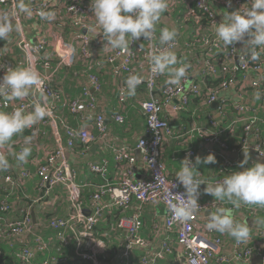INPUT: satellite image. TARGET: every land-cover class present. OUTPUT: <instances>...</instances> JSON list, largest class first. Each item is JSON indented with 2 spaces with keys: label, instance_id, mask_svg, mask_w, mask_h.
<instances>
[{
  "label": "built area",
  "instance_id": "1",
  "mask_svg": "<svg viewBox=\"0 0 264 264\" xmlns=\"http://www.w3.org/2000/svg\"><path fill=\"white\" fill-rule=\"evenodd\" d=\"M20 3L28 6L31 15L19 10ZM250 3L251 0H231V6H229L228 0H167L168 7L163 13L164 16L173 21V15L177 10L182 12L181 22L187 30H193L194 36L188 38L185 43L177 40L171 46L177 60H181L189 67L180 85L174 86L167 83L162 91V98H158L155 96V92L165 78V74L152 73L149 61L153 52L161 50L158 43L159 30L164 27L170 28L168 25L159 22L156 26L155 37L151 42L142 37L140 40H134L128 51L107 49L102 51L103 38L93 40L90 33L87 32V28L95 24L90 8L91 0H0V15L8 13L14 24L19 22L22 25L19 40L17 39L18 45L26 55L27 65L34 63L39 72L49 71L54 75L58 69L73 67L78 62L84 65L85 69H93L95 62L102 58L112 67L114 73L125 77V80L130 75H137V63L141 62L149 68V74L146 77L143 76L145 83L141 85H147L150 96V99L142 104L146 116L147 136L140 139L137 144V150L142 153L143 157L144 179L135 180L134 150L129 147L118 149V162L127 164L126 176L116 185L107 184L98 188L92 198L94 213L88 217L84 212L81 200L82 187L76 183L77 172L66 160L65 148L60 144L54 152L48 155L45 163L38 167L39 191L50 193L51 190L64 186L68 190L72 204L68 218L54 219L50 222L52 229L57 231L75 230L78 226L81 228L82 236L89 242H93V240L95 241L94 229L109 208L123 209L134 204L160 205L165 208L164 219L167 237L161 250L155 252V255L149 253L144 256L141 264H157L160 260L173 254L175 250L171 246L170 237L175 233L179 251L183 254L186 264H231L232 259L244 264L258 258L264 261L262 246H252L244 242L236 243L233 254L228 255L223 251L222 239L211 238L200 230L199 227L207 222L204 213L215 211L221 207L218 202H204L202 194L198 197L200 208L190 220L180 222L174 219L169 204L178 200V197L174 196L175 194H182L185 190L182 186L174 187V184L178 182L168 178L162 160L165 144L171 139H177V131L164 117V111L167 106H172L174 112H181L189 107L192 99H201V107L218 104V113L222 116L229 107L234 109L238 115L236 124L243 125L240 152L254 151L258 155L264 156V138L261 129V125H264V118H261L259 114L260 111L264 112V50L257 49L260 51V57L258 60H252L247 48L241 44L225 47L223 42L216 37L213 27V22L218 24L227 12L249 8ZM41 12H54L55 19L59 17L63 24L69 25L72 32L67 33L62 28H58L57 34L52 36L54 41H52V37L49 38L45 35L44 30L38 26L34 29V35L29 34L23 27L24 21L43 19L40 16ZM52 51L55 52L58 60L54 66L47 58ZM9 67L10 63L5 58V52L0 51V78ZM42 77L45 80L46 101L41 100L37 94L28 96L15 104L14 101H6L3 96H0V111H13L17 107H23L26 112H31L35 103L41 102L45 103L49 110L44 123H47V120L56 122L60 119L59 111L64 105L63 96L54 87L53 76L42 75ZM208 78L219 83L217 91L209 88L206 83ZM101 90L100 77L96 74L89 75L83 86L82 98L70 102L68 108L71 114L79 116L82 123L93 124L98 131L99 139L102 140L107 137L108 129L105 125V117L102 113L97 112L96 96ZM8 91L10 90H6L5 95L8 94ZM233 91L234 93H232ZM257 92L260 93V99H256ZM230 95L234 96L235 100L231 101ZM251 99L257 102L256 107L245 102ZM176 101L178 103L174 105ZM115 120L120 124L125 123V118L122 116H117ZM61 123L67 136L66 148L75 151L77 144H80L82 146L81 154H87L91 145L97 140L92 130L88 129V125L76 129L64 120ZM210 125L215 128L220 126V123L212 117ZM197 133L206 141H213L220 145L221 150L216 155L221 156L223 152L230 151L227 144L220 139L221 134L211 135L202 128L198 129ZM194 156L193 151L185 153V158L192 159ZM239 161L232 162L228 159L225 160V165L230 169H235L239 167L241 163ZM108 166L107 160H103L101 164H89L90 170L100 177L108 175ZM1 171L4 172V175L0 176V187L6 184L12 188L15 181L11 174V168ZM21 171V176L26 178L28 173L25 168ZM105 196L111 199L109 205L102 201ZM249 206H252V209L260 207V205ZM10 210L11 205L8 203V198H4L2 212L9 213ZM3 220L4 218H1L0 223ZM130 223L131 227L126 236L121 261L116 264H128L136 249L151 247V243L141 237L143 222L140 213H136ZM32 230L31 218L27 216L22 221L10 222L7 236L9 238L16 236L22 239L31 234ZM258 238L264 245V230L259 231ZM32 245H36L38 249L42 242L38 239ZM92 245V249L97 250V244L92 243ZM81 250L80 243V257L88 259L94 264H108L107 258L99 259L97 252L87 254ZM20 257L25 264H31V259L34 257L32 248H24ZM43 264L58 263L56 259H51Z\"/></svg>",
  "mask_w": 264,
  "mask_h": 264
},
{
  "label": "crops",
  "instance_id": "2",
  "mask_svg": "<svg viewBox=\"0 0 264 264\" xmlns=\"http://www.w3.org/2000/svg\"><path fill=\"white\" fill-rule=\"evenodd\" d=\"M159 22L168 25L170 28L176 29L178 32V39L181 43H185L188 38L194 36V32L187 30L182 23L177 24L170 21V19H168V17L166 18L164 14H162ZM37 26L41 30H44L45 35L49 38L57 34L58 28H62L67 33L72 32L69 25L63 24L59 17L51 21L44 18L40 20H25L23 24L24 29L31 35L35 34L34 29H36ZM19 37V32L13 31L6 40H0V51L5 52L6 60L9 61L10 67L14 69L27 66L26 55L18 45L17 39L19 40ZM100 37L101 36H97L93 40H98ZM52 41H54L53 37ZM105 43L106 41L102 42V51L104 50ZM47 58L51 60L53 66L58 63L54 51L49 53ZM178 62L179 63L176 67L183 64L181 60ZM137 65V75L146 77L149 74V68L147 66L145 67V64L141 62L137 63ZM76 67H80L81 71H79V69H75ZM83 67L84 65L78 62L73 67L58 69L54 75L49 71H40V73L45 77L53 76L52 80L54 87L63 96L64 105L59 111L60 119L56 122L47 120V123H44L46 121V118H44L32 128L25 129L23 133L17 134L12 138L10 141V147L13 151L19 152L24 146V137H31L32 152L26 163L19 164L8 150V146L0 150L4 152L10 162L11 174L15 181V185L12 188L6 184L2 185L5 189L11 190L10 199L8 198L11 210L9 213L4 214L2 212V203H0V219L4 218V220L0 223V245H2V247L0 246L2 249V251L0 249V260L3 259L0 261V264L24 263L20 257V253L23 252L24 248L33 247V245L29 246V244H33L38 239L41 240L42 245H40L38 249L35 245L33 248L34 257L36 255L37 257L42 256L45 259L47 258V261L56 259L58 264H94L92 261L80 257L79 251L81 243L82 252L87 254L97 252L99 259L107 258L108 264H116V262L110 263L108 261L109 254L114 253V249H117L118 243H121L122 241L125 242L127 233L131 227L130 221L136 213H140L142 221L144 219L141 234L144 236L143 238L146 237L145 239L151 243V247L148 249H136L131 262H128V264L136 262L141 264L143 257L147 254L150 253L151 255H155V252L161 250L167 237L164 219L165 208L160 205L155 206L151 204L143 206L134 204L129 208L123 209L109 208V210L104 213L100 223L102 222V229L110 227L112 229L111 232L113 233L112 235L104 234L102 237H99L94 232L95 241L93 240V242H89L82 236L81 228L78 226H76L75 230L65 231H57L50 227V222L52 220L68 218L72 208L69 193L66 187L59 186L51 190L50 193H41L39 191L40 177H38V167L45 163L48 155L54 152L60 144H62L65 148L66 160L77 172L76 183L82 187L81 200L83 202L84 212L88 217L94 213L92 206L93 197L91 198V201L84 202L82 199L84 191L90 189L95 193L100 186L107 184L116 185L126 176L127 164L118 162V149L129 147L134 150L133 156L136 160L135 180H142L145 176L143 169V157L142 153L137 150V144L140 139L147 136L146 116L143 111L142 104L150 99L149 88L147 85L141 86L137 89L135 96L128 97L123 91L125 88V77L114 73L112 67L107 64L103 58L98 59L93 68L96 69L97 72L101 73L102 77H104L107 81L106 93H104L105 98H100L99 96L96 97L98 102L97 112L102 113L105 117V125L108 129V135L105 139H99L98 131L95 129L93 124H87L88 129H91L97 138V140L91 145L90 151L87 154L82 155V146L80 144H77L75 151H70L66 148L67 136L61 121H66L68 125L76 129L87 126L81 122L79 116L71 114L68 108L70 102L73 101L71 100L74 98L73 96L76 97L74 100L82 98V94H76L75 92L79 88L82 93L83 86L87 82V78L83 76V69H85ZM168 79V75L165 74V78L160 85H166L168 83ZM161 86H159L158 89ZM234 91L232 93H234ZM155 96L162 98V93H156ZM230 100H235V97L230 95ZM19 101L20 100H14V103L16 104ZM245 102L253 107L257 106V102L255 100L251 99L246 100ZM177 103L178 101H176L174 105ZM207 108L210 109L212 114L207 115ZM217 108H214L213 105L200 108V112H203L206 115L204 120H198L195 123H192L188 128L182 124L180 112H174V108L172 106L166 107L164 117L169 120L177 131V139L169 140L168 143L165 144L163 151L162 160L169 179L175 180L176 173L180 169V163L185 159V153L188 151H193L195 153V156L192 158L193 163L196 156L203 158L210 153L215 155L217 160L216 164H201L197 168L198 172L202 175L198 178L209 184H213L214 181L218 179L217 177H224L227 175V171L231 170L225 165V160L228 159H226L223 155H216L221 150L220 145L213 141H206L197 133L198 129L202 128L211 135L221 134L220 139L223 142H228L235 147L239 146L235 135L238 130H241L243 134V125L241 123L236 124V121L238 120L236 111L229 107L222 116L218 113ZM11 111L12 110H7L4 112ZM259 114L261 118H264V112L260 111ZM117 116L124 117L125 123H118L115 120ZM212 117L220 123V126L214 128L210 125ZM262 133L264 138V131H262ZM237 152H240V150H237ZM245 153H248L249 159L248 163L244 167H251L254 163H256V161L250 156L251 151H245ZM244 159L245 158L240 159L239 162H242ZM103 160H107L109 163L108 175L106 177H100L94 174L89 168V164H101ZM219 160L222 162L224 169H221V162ZM23 168H25L28 173L26 178L21 176V169ZM3 175L4 172L0 170V176ZM6 194L1 195V197L4 198ZM201 194L204 196L205 200L214 199V197L204 192ZM110 200L111 199L108 196H105L102 201L106 205H109ZM217 202L221 205L220 208L232 210V214L236 222L248 223L251 228V234L250 238L244 243L252 246L258 245L264 248L262 240L258 238L259 231L264 230V223H260V221L264 220H260V218H258L260 211H264V206L260 205V207L254 209L249 208L248 210V207L245 208L244 205H241L239 208H234L231 204L227 203V201H224L225 203L222 201ZM215 211H208L204 213V218L207 219V222L208 214ZM25 216H29L31 218L33 227L32 233L22 239H19L16 236L9 238L7 236L9 223L22 221L26 218ZM100 223L96 226V228L100 225ZM205 225L206 224H203L201 227H198L202 232L208 234L209 237L222 239L224 244L223 251L228 255L233 254V250L237 242L226 233L221 234L218 232H208ZM118 234H120V236H118ZM170 238L171 246L175 252L168 255L165 259L160 260L158 264H186L183 254L179 251L178 242L176 240L177 234H172ZM108 241H113L112 244H115L112 246ZM92 243L97 244V250L94 251L92 249ZM10 250L14 251V257L11 253L12 251ZM123 250L124 247L122 251L115 255L113 260L121 261ZM254 260H260V258ZM251 262L247 264H251ZM231 264L244 263L232 259Z\"/></svg>",
  "mask_w": 264,
  "mask_h": 264
},
{
  "label": "clouds",
  "instance_id": "3",
  "mask_svg": "<svg viewBox=\"0 0 264 264\" xmlns=\"http://www.w3.org/2000/svg\"><path fill=\"white\" fill-rule=\"evenodd\" d=\"M228 3L231 6V0ZM18 7L20 11L31 15L27 5L20 3ZM167 7V0H91L90 8L95 24L89 26L87 32L92 39L101 36L106 41L104 49L128 51L134 40L143 37L146 41H153L156 26ZM40 16L49 21L55 19L54 12H41ZM213 27L216 37L225 47L241 44L247 48L252 60H258L260 51L257 49L264 50V0H251L249 8L227 12L218 24L213 22ZM21 30L22 25L19 22L14 24L10 14L0 15V40L4 41L13 31ZM177 38L176 29L161 28L158 40L161 50L153 52L149 61L150 71L154 74H167L168 83L174 86L180 85L189 67L186 64L176 67L179 62L171 46ZM144 83L143 77L130 75L125 80L123 91L128 97L135 96L137 89ZM44 84L45 80L34 63L15 69L9 67L0 78V96L6 101H22L29 95L39 94L40 99L46 101ZM6 90H10L7 95ZM256 99H260L259 92L256 93ZM48 112L46 104L41 102L35 103L31 112H26L23 107H17L11 112L0 111V150L8 146L19 164L26 163L32 152L31 137H24V146L19 152L11 149L10 141L15 135L43 120ZM244 156L245 159L239 165L242 171L225 175L222 181L215 184L199 179L202 175L197 170L201 164H216L214 154L210 153L203 158L196 156L194 163L190 157H186L176 173L175 180L178 183L174 184V187L182 186L185 191L175 194L178 200L169 204L174 219L187 222L196 214L200 208L198 197L201 193L198 190L201 185H206L204 193L215 200L227 201L234 208H239L242 204L264 206V162H256L246 168L244 166L248 163V153L244 152ZM9 167L11 165L7 156L0 151V170ZM205 228L208 232L226 233L237 243L246 242L251 234L248 223L236 222L232 210L225 208L210 212Z\"/></svg>",
  "mask_w": 264,
  "mask_h": 264
},
{
  "label": "trees",
  "instance_id": "4",
  "mask_svg": "<svg viewBox=\"0 0 264 264\" xmlns=\"http://www.w3.org/2000/svg\"><path fill=\"white\" fill-rule=\"evenodd\" d=\"M181 17H182V12H180V11H178L177 10V12L173 15V22H175V23H182L181 22ZM192 32H193V30H191ZM159 34H160V30H159ZM177 40H179L178 38H177ZM75 69H79V71H81V69H80V67H76ZM92 74H96V75H98L99 77H100V80H101V82H102V90H101V92L99 93V97L100 98H105V94L104 93H106V84H107V81H106V79L104 78V77H102V74L101 73H99V72H97L96 71V69H91V68H87V69H83V76L85 77V78H87L89 75H92ZM206 83H207V85L209 86V88H212L213 90H218V85H219V83H215V82H213V81H211V79L210 78H208V79H206ZM161 86V85H160ZM164 87H165V85L164 86H161L157 91H156V93H159V94H161L162 93V91H163V89H164ZM76 94H82L81 93V90L78 88L77 90H76V92H75ZM155 93V94H156ZM75 94V95H76ZM74 98H76L75 96H73ZM74 98L73 99H71V100H73L74 101ZM200 103H201V99H192V102L190 103V105H189V107L187 108V109H184V110H182L180 113H181V117H182V124L184 125V126H187L188 128L190 127V125L192 124V123H195L196 121H198V120H204V118H205V113H203V112H200V108H202V107H200L201 105H200ZM197 110V111H196ZM207 110H208V112H207V115H210V114H212V112L210 111V109L209 108H207ZM261 128H262V131H264V126L262 125L261 126ZM235 137H236V140H237V144L239 143V146H237V147H235V146H233V145H231L230 143H228V142H225L226 144H227V146H228V149L230 150V151H233V150H239L240 148H241V145H242V137H243V134H242V131L241 130H238L237 132H236V135H235ZM234 137V138H235ZM220 161V160H219ZM221 162V161H220ZM221 169H224V167H223V165H222V162H221ZM243 169H241V168H236V169H231V170H229V171H227V175L228 174H230V173H232V172H234V171H242ZM39 177V176H38ZM225 177V176H224ZM223 176L222 177H217L218 179L217 180H215L214 182H216V181H218V180H220V179H223L224 178ZM0 191H2L1 193H0V197H1V195H3V194H6L5 196H4V198H9L10 199V189H5L4 187H0ZM97 192V191H96ZM95 192V193H96ZM94 191H92V190H90V189H87L86 191H84V194H83V196H82V199H83V201L84 202H89V201H91V198L94 196ZM204 197V196H203ZM4 198H0V203H2V201L4 200ZM218 200H215V199H213V200H211V199H208V200H205V198H204V202H217ZM224 202V201H223ZM8 203L10 204V202L8 201ZM225 203V202H224ZM227 203H229V202H227ZM230 204V203H229ZM242 205H244V204H242ZM1 207V206H0ZM244 207L246 208V207H248V210H249V208L251 209V207L252 206H249V205H244ZM257 208V207H256ZM4 214H6V213H4ZM114 215V214H113ZM26 217V216H25ZM24 217V218H25ZM23 218V219H24ZM258 218H260V220L262 219V220H264V211H260V213H259V216H258ZM110 219V218H109ZM143 223H144V219H143V221H142ZM119 224V223H118ZM111 228L110 227H106V228H104V229H102V222L100 223V225L95 229V234L97 235V236H101L102 237V235H104V234H106V235H112V233L113 232H111ZM176 234V233H175ZM118 236H120V234H118ZM141 237L143 238L144 236L141 234ZM146 238V237H145ZM144 238V239H145ZM176 240H177V238H176ZM112 246L115 244H112V242L113 241H108ZM124 241H122L121 243H118L117 244V249H114L115 251H114V253L113 254H109V258H108V261L110 262V263H114V262H116V263H118L119 261H115V260H113V258L115 257V255L118 253V252H120V251H122V249H123V247H124ZM1 247H2V245H0ZM29 246H32V243L29 245ZM35 246L33 245V247H31L32 248V251L34 252V248ZM1 249V248H0ZM1 251H2V249H1ZM10 251H12V250H10ZM12 253V255H13V253H14V251H12L11 252ZM13 257H14V255H13ZM4 258V257H3ZM47 259V258H46ZM44 257H42V256H40V257H37V255L34 257V258H32L31 259V264H43L45 261H47ZM1 260H3V259H1ZM0 260V261H1ZM20 261V260H19ZM21 262V261H20ZM22 263V262H21ZM22 264H24V263H22ZM133 264H138L137 262L136 263H133ZM158 264V263H157Z\"/></svg>",
  "mask_w": 264,
  "mask_h": 264
},
{
  "label": "water",
  "instance_id": "5",
  "mask_svg": "<svg viewBox=\"0 0 264 264\" xmlns=\"http://www.w3.org/2000/svg\"><path fill=\"white\" fill-rule=\"evenodd\" d=\"M92 93H94V90H92ZM214 108L218 107V104H214L213 105ZM222 155L231 160V161H239L242 158H245L244 153H240L237 151H225L222 153ZM250 156L256 161V162H264V158H262L260 155H258L257 153H255L254 151H251ZM206 187V185H201L200 189L198 191H200V193L204 192V188ZM251 264H264L263 260H253L251 262Z\"/></svg>",
  "mask_w": 264,
  "mask_h": 264
}]
</instances>
